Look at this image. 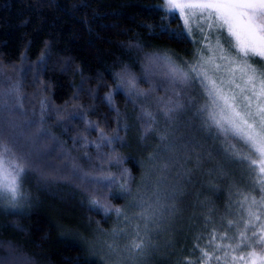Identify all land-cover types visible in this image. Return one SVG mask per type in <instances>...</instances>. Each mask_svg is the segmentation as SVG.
Instances as JSON below:
<instances>
[{"label": "trees", "instance_id": "trees-1", "mask_svg": "<svg viewBox=\"0 0 264 264\" xmlns=\"http://www.w3.org/2000/svg\"><path fill=\"white\" fill-rule=\"evenodd\" d=\"M164 6L0 0V143L29 169L27 199L0 203L4 264H106L96 236L113 232L134 254L122 264H198L196 245L212 254L213 231L233 237L227 221L246 216L244 196L259 199L258 169L229 154L233 145L252 153L208 115L198 80L181 64L194 45L162 31H185ZM149 203L166 212L160 207L158 230L144 237L134 227ZM141 239L144 253L131 249Z\"/></svg>", "mask_w": 264, "mask_h": 264}, {"label": "snow or ice", "instance_id": "snow-or-ice-1", "mask_svg": "<svg viewBox=\"0 0 264 264\" xmlns=\"http://www.w3.org/2000/svg\"><path fill=\"white\" fill-rule=\"evenodd\" d=\"M164 9L166 13H178L183 19L184 32L172 31L167 25L162 28L172 38L183 40L195 26L205 40L214 39V49H208L212 55L206 59L201 56V59L211 65L214 72L223 70L225 75L213 78L203 67L200 71L193 67L192 71L203 77L201 83L205 84L218 110L210 117L214 125L230 133L259 159L257 164L251 155L232 146L231 156L247 161L254 171L258 169L254 191L259 192V199L255 195L244 196L240 207L246 216H241L239 221H227V228L236 230L233 237L226 234L218 237L213 231L209 241L212 254L196 245L200 249L198 264H210L213 259L223 260L224 264H264V0H166ZM217 59L223 63H216ZM155 60L167 64L176 79H184L185 74L172 65L168 57ZM128 83L135 88L133 80ZM119 162L117 159L116 163ZM28 170L24 157L0 143V203L7 201L15 208L27 199L22 185ZM103 179L116 182L110 176ZM92 203L105 207L97 199ZM105 210L111 209L105 207ZM116 212L119 214L120 210ZM145 248L143 239L131 243L134 251L144 253ZM222 248L223 256L215 255Z\"/></svg>", "mask_w": 264, "mask_h": 264}, {"label": "rangeland", "instance_id": "rangeland-1", "mask_svg": "<svg viewBox=\"0 0 264 264\" xmlns=\"http://www.w3.org/2000/svg\"><path fill=\"white\" fill-rule=\"evenodd\" d=\"M164 2H166V0H164ZM176 14L178 15V13H176ZM180 19H181L182 24H183V19L181 17H180ZM183 27H184V25H183ZM184 29H185V27H184ZM188 37L191 39V41L194 45V48H193V50L189 56H187L183 60H181V64H182V67H184V70H186L185 68L191 69L188 71L189 77H194L196 80H198L197 84L199 87V92L205 100L208 115L211 116V114L214 111H218V110L216 109L215 105L213 104L212 98L209 96L208 90L205 87V84L201 83V80L203 79V77L198 76L196 73H194L192 71V68L195 67L197 69V71H200L201 67H203V69L208 72V75L213 76V78L224 76L225 73L223 70H221L220 72H214L212 70V66L208 65V64H204L203 60L201 59V56H203L206 59L208 56L212 55V52L208 51V49L209 48L214 49V47H215L214 39L205 40L203 38V34L196 31L195 26L192 27V32H191L190 36H188ZM216 63L222 64L223 62L220 61L219 59H217ZM181 70L182 71H180V69H179V71L181 73L185 74V76H184V80H185L187 78V74L185 73V71L183 69H181ZM251 157H252V159L257 160V164H259L258 157H256L254 154H252ZM150 176H151V167H150V165H148L147 166V173L145 174V180L148 179ZM221 178H223V177H221ZM234 193L236 194L237 191ZM154 203H151V204L149 203L150 206L140 209L139 213H138L139 215H137V218H139L140 220H138V225L135 224L137 227L135 226L134 228H135V230H137V228H139V230L141 231V234H143L144 237H148L149 234L155 235V232L158 230L157 229L158 227H156L157 226L156 223L158 221L157 219L161 215H163L164 212H166V208L164 207L165 205L158 206L157 204L155 205ZM7 206H9L8 203H7ZM141 206H143V205H141ZM160 207H163L165 209L164 212L160 213V210H161ZM240 212L241 211H239V219L238 220H240L241 215H242V212H241V215H240ZM181 215L184 217L187 214L181 212L180 216ZM175 216H178V214L176 213ZM135 218H136V216H132V219H135ZM262 219H264V217H262ZM139 221L142 223L139 224ZM233 221H237V220H233ZM234 232H236L235 229H233L232 233H234ZM137 234H138V232H137ZM224 234H226V233H224ZM114 238L117 241L113 242L112 239H114ZM96 241H97L98 245L101 247L99 254L103 258H106V261H105V262H107L106 264H122V262H124V261L129 262V263H134V258H133L134 254L131 256V254L129 252H127V250L129 249V246H130V245H128L129 241H127L123 245L122 242L120 241L119 237L114 232L111 234L110 238H108L107 236H105V237L96 236ZM108 241H110V242H108ZM217 243H222V242L217 240ZM125 244H127V245H125ZM232 254L236 255L235 253H232ZM222 262H223V260H222Z\"/></svg>", "mask_w": 264, "mask_h": 264}]
</instances>
